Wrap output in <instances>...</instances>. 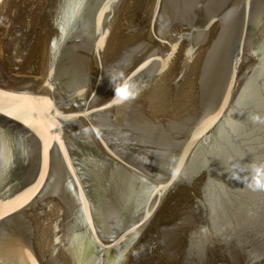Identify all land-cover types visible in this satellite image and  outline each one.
I'll use <instances>...</instances> for the list:
<instances>
[{"label": "water", "instance_id": "obj_1", "mask_svg": "<svg viewBox=\"0 0 264 264\" xmlns=\"http://www.w3.org/2000/svg\"><path fill=\"white\" fill-rule=\"evenodd\" d=\"M259 160L264 0H0V264H264Z\"/></svg>", "mask_w": 264, "mask_h": 264}, {"label": "clouds", "instance_id": "obj_2", "mask_svg": "<svg viewBox=\"0 0 264 264\" xmlns=\"http://www.w3.org/2000/svg\"><path fill=\"white\" fill-rule=\"evenodd\" d=\"M114 89L112 102L120 105L134 100L142 90V85L135 81L132 76H126L122 67L114 68L106 72ZM253 122L259 117L252 116ZM171 165L178 166V161H171ZM229 179L242 181L251 191L264 192V160L252 161L246 165L232 162L228 165Z\"/></svg>", "mask_w": 264, "mask_h": 264}]
</instances>
